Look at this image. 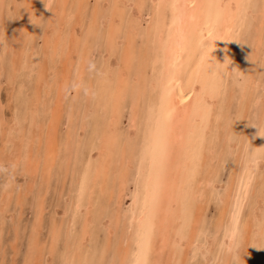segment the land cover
<instances>
[{
    "label": "rangeland",
    "instance_id": "1",
    "mask_svg": "<svg viewBox=\"0 0 264 264\" xmlns=\"http://www.w3.org/2000/svg\"><path fill=\"white\" fill-rule=\"evenodd\" d=\"M20 1H22V2H20ZM28 1L29 0H0V7L2 8V9L0 8V17H2L0 19V33L2 30L7 31L9 29L10 23H11V21L13 22V20L16 19L15 17H18V18L20 17L19 20L20 21L23 20L26 24L25 25L23 23L24 24V27H23L24 30H22V34H21V42H20L21 47H20V49L21 48L26 49L27 51L25 54H28V53L31 54V51H32V53L35 54L34 60L35 61H37V60L42 61L44 66H45L44 70H46L45 71L46 74H49V77L52 80H54L57 77V82H54V84H53L52 91H51L53 94L47 95L44 92H42L43 98H41V100H40L42 103L40 101H38L39 100L38 97L34 94V85H35L34 83H35V77L37 76V74L30 72L29 68H23L22 70L17 71L18 73L15 72V70L13 69V67L11 65V61H10L11 55L9 54V51L6 48L5 43H2L1 39H3V38H0V62L2 63V65H1L2 70L0 71V122H1V124H0V147L3 146V144L5 143V140L7 138L8 132H7L6 126H5L7 117H11L14 115L21 122V127H23V129L26 130V134H27V131L31 125L30 119L32 118V112H30V111H31V109L34 110L35 109L34 107L37 106V108H38L37 112L39 114L38 121H39V124L41 125V130H40L41 135H39L38 137H35V138H31L32 140L27 142V144L28 143L32 144V147H33L31 157H27L26 154L23 153L22 156L17 158L16 160L0 162V168L4 169L3 171H0V205H1L0 206V209H1L0 210V264H32L33 262H34V264L35 263L41 264V261L43 259H45V260H43L42 264H45V263H47V264L48 263L49 264H53V263L54 264H60V263L61 264H121V262H123V260L120 256L121 251L124 252V250L128 247L129 249L126 250L125 254L127 255V257H130L131 253L135 249V244H133V242H134L133 239H128L129 240L128 246L124 245V250H122L123 249L122 248L123 247V243H122L123 237L125 236L127 239L128 235H129L128 238H131V235L133 233H131L132 231H130V229H129V226L127 223L128 219L126 220L124 217H121L119 219L118 224H116L117 221L114 218L116 213H117L116 202L118 203V201H117L118 194L117 193L119 192L118 186L120 185L118 178H116L114 176V172H113V170L115 171V168H116L115 163L117 162V158H116V156H114V158H113V161L115 160V162H113L114 166L111 165V172L109 173L112 176L109 175V177H108V179L110 181V185L111 186L117 185V187H118L117 188L118 190H117V189H115L116 187L114 186L115 187L114 191H116V192H114L115 193V196H114L115 202H113L114 204L112 203L113 204L112 205L108 202V200L106 201V199H108V197H109L108 193H110L108 191H110L112 189V187H108L109 185H107L108 188H106V190L104 192H102L103 195L101 196V194H100V197H102V198L96 197V195H94L92 197L93 199L90 200L89 198H91V197L86 192L87 191L86 190L85 191V198L80 205V208H81V210H80V208L78 209V203L76 200V196H77L76 187H78L80 180L82 179V176H83L82 173L83 172H85V182L87 180H90V178L92 177L90 168H91V161L93 160L92 155H94V152H95L94 151L91 153L86 147L85 148L82 147L81 142H85L86 140L90 141V140L94 139V143H96L95 140H98L97 135L102 133V134H105V136H106V134H109L110 129H111L109 127L111 125H113L117 129V131H116V136H118L117 142L119 143V145L121 147V152L119 151L120 155L123 154L122 153L123 151H125L124 156L122 155L123 161H122V169L121 170L125 171V174H128V180H127L126 188H125L128 195L123 200V208H127L131 202V197H132L133 193L135 192L137 181H139L143 175V171L140 173H138V172L140 171L139 166H141L140 160L143 156L142 154H144L142 152H146L145 148L147 147V144H148L147 143V141H148L147 137L149 135L148 132L150 129V124H151V121L149 120V118L151 119V115H148V113H150L148 111H151V105H152L151 102L153 100V94L151 93L152 96L149 95L150 91H152L151 82H149V81L151 80L150 77L153 74V68H150V66L152 64H153L152 65L153 67L155 66V64H154L155 58L154 57L157 55V51L154 48L155 46H154V44L152 45V43L155 41V36H156L155 27H156V22L159 18V15H158L159 12L156 8V4H155L154 0L153 1L152 0H143V1L142 0H80L81 2H79L78 0H66V1H68V5L65 7H63L64 5L62 4L63 0H59L60 2L58 0H57L58 2L56 0H46V1L45 0H30L31 2H28ZM91 2L93 3L94 7H92ZM128 2H131L132 5ZM259 2H260V0H254V1L253 0H251V1L245 0L244 1V4H243L244 8L242 10H244L246 8L247 11L245 9L244 11L241 12V20L239 22V27H238V31H239L238 43H237V47L235 49V52L231 57V60L233 61L232 66H234V67L226 66V68H225V70H227V71H225V73L223 74V78H225V76H226V78H225L226 80L225 79L223 80L222 93L218 97L219 100L217 99V103H219V104L217 105V103H216L214 105L215 108L213 107L214 112H213V116H212V123L210 125V132L206 135V139H205V152H207V154H206L207 157H205L204 159L202 158L201 161L199 160L201 163H199V166L197 169L198 172L196 173L195 178L193 180L190 177L189 178L187 177L188 178L187 181H185V182L182 181V187H183V190H185L183 192V195L185 194L183 196V198L185 200L182 199L180 205H183V206H182V208L179 207V209H182L181 211H182V213H184V215H182L179 218V220L176 219L175 221H176V226H178V227L180 226L179 228H181V232L185 233V235L189 236V238L191 239L190 240L191 243L187 244L186 245L187 247L185 245L181 246V247H180V245L173 246L170 242L169 243L167 242V244H165L163 242V240H161V238H160L161 241L159 240V238H157L158 241H156V242H158V243H156L157 244L156 246L154 245V247L156 249L154 248L155 250L153 249L154 251L151 252V254H150V259H151V260L149 259L150 264H185V263L186 264H228V262H229V264H264V226H263V224H264V179H262V178H264V161L261 162L262 164L260 165V168L257 167L259 172L257 171V169L255 170V173H256L255 176H257V177H254L255 178L254 183L251 186V188L249 189L248 193L244 196H243V194L241 195V193H243L244 192L243 190L245 189L244 186H245V182H246L245 177H247L246 174L248 175V173H249L248 172V166H247L249 161H247V160H249L252 157V155L255 154V152H256L255 150H257L259 147L261 148V152H260V148L258 149L259 155L264 160V94H263L264 91L262 90V89H264V86H263L264 81H262V80H264V69H263L264 68V54H263L264 53V33H263L264 32L263 31L264 30V7L262 8V6H264V0H262L260 2V4H259ZM262 2H263V5H262ZM29 3H33L35 5L33 6L32 9L30 8L29 11L31 14L28 15V13H27V17H26V16H23V14H26L27 11H25V13H23L25 9H21V8H23V5H24V8H26L25 7V6H27L26 4H29ZM46 3H48V6L50 8L52 6L53 7L51 9L46 8V6H45ZM149 3L154 5V6L150 5ZM135 4L137 5V7ZM251 4H252V6H251ZM29 5H31V4H29ZM43 5H44V7H43ZM142 5H143V7H142ZM260 5H262V6H260ZM124 7H125V9H124ZM133 7L137 8L139 12L137 11V9H135ZM39 8H41L40 9L41 11L39 10ZM126 8L129 9L128 12H127ZM130 8L133 9L131 11L132 12L134 11L135 12V13L133 12L134 14H130ZM152 9H154V11ZM53 10H55V11H53ZM156 11L158 12V14ZM13 12H14V14H12ZM116 12H118V14H116ZM137 12L142 13V14L139 15ZM251 12H252V14H251ZM253 13H254V15H253ZM259 13H260V16H259ZM63 14H65L66 16ZM137 14H138V16H137ZM150 14H153V15L150 16ZM154 14H156V16H154ZM96 16H97V18H96ZM48 17H49V19H48ZM107 17H108V19H107ZM119 17H122V18L120 19ZM152 17H153V19H152ZM26 18H31V19H28V21H30V23L26 20ZM57 18H59V20ZM132 18H133L134 22L131 21ZM256 18L257 19L259 18L258 19L259 22L256 20ZM62 19H64V20H62ZM85 19H87V20H85ZM102 19L105 21H102ZM247 19H250V20L248 21ZM37 20L40 22H37ZM150 20L152 21V23ZM31 21H33V22H31ZM52 21L54 23H52ZM68 21H71V22H68ZM109 21H110L111 26L109 24ZM119 21H121V22H119ZM41 22H43V23H41ZM244 22H245V24H244ZM249 22H250V24H249ZM38 23L39 24L41 23V24L39 25ZM95 23H96V25H95ZM116 23H117V27L115 25ZM147 23H149L150 28L148 27ZM251 23H252V26H251ZM34 24H36V25H34ZM61 24H63L64 29L68 28L65 30V31H67V34L71 33L73 31V33H75V35L78 33V36H79L78 38H80V36L87 37V38L89 37L88 38V48L89 49H86L83 51H81V50L78 51V49H79V47H80V49H83L82 46H83L84 42H82V40L79 41V39L78 40L76 39L77 42L74 41V44H73L74 46L72 48H70V52L67 55L68 58L65 59L66 60L65 64L60 63L57 55L54 54V51L52 49H50V48L47 49V52L51 55H49L48 53H47V55H44L45 52H43L41 50L46 42H48L49 40L51 41L53 38L56 37V35L59 32V29L62 26ZM99 24H101V25H99ZM50 25H51V27H50ZM93 25L99 26L100 31L98 33H94ZM112 25L115 29H117V33H118L117 35L119 37L117 36L116 38L118 40L116 38H114V39L110 38L111 39L110 40L109 38H106V36H103V35H105L103 33V31L109 30L108 28L112 27ZM130 25H132V26H130ZM253 25H254V27H253ZM34 26H35V28H34ZM39 26H41V27L39 28ZM65 26H66V28H65ZM243 27H245V29H243ZM33 28H34V30H33ZM121 28H122V30L125 29L123 31L124 34L122 33ZM28 29L30 32L28 31ZM69 29H71V30H69ZM146 29H148V31ZM145 30H146V32H149V31L151 32V30H152V32L151 33L149 32L150 34L148 35L145 32ZM255 30H257V31H255ZM23 31H25V32H23ZM27 31L29 33H27ZM49 31H50V33H49ZM52 31L55 33H53ZM144 32L147 35H145ZM259 32L261 34H259ZM254 34H256V35H254ZM27 35H28V38H27ZM137 35H139V36H137ZM136 36H137V38H136ZM141 36H142V38L143 37L145 38V39L144 38L143 39H144V41L146 40L145 41L146 43L144 41H142L143 39H141ZM147 36H150V37L148 38ZM152 36L154 39L151 38ZM127 37H129V38H127ZM32 38H35V39H32ZM102 38L103 39L106 38L107 40L104 39L105 40L104 41ZM121 39H122V41H120ZM150 39L152 40L151 42H150ZM139 40H140V42H139ZM147 40L149 43H147ZM100 41H102V42H100ZM125 41L128 44L125 43ZM141 41L143 42V44H141ZM122 42H124V43H122ZM119 43H121V44H119ZM102 45H104L105 47ZM116 45H118V46H116ZM125 45H126V47H125ZM128 45H129V47H128ZM120 46L123 48H121ZM138 46L140 48L142 46H143L142 48H144V49L146 48L145 50L141 48L145 54H143L142 50H140ZM247 46H248V48H247ZM33 47L35 49H33ZM124 47L129 51L128 56L124 55V51H126V49H124ZM245 47L247 49L244 50ZM152 48L156 52L153 51ZM255 48H256V53H255ZM108 49L111 51L108 54V57H104L107 55ZM118 49H119V51H118ZM37 50H39V51H37ZM68 51H69V49H68ZM133 51L135 54H133ZM147 51H149L148 56H146ZM151 51H153V52H151ZM126 52H125V54H126ZM247 52H248V54H247ZM241 53H243V56L241 55ZM53 54L55 55V57ZM120 54H122L121 57H120ZM135 55H137V56H135ZM139 55H140V57H139ZM153 55H154V57H153ZM102 56H103V58H101ZM125 56H127L131 61H129V59L127 60V57H125ZM141 56H143V57H141ZM43 57L45 59L46 58L47 59L44 60ZM73 57L74 58L76 57V58L73 59ZM112 57L116 58V59H114L115 62L113 61ZM148 57L150 58L149 59L150 62L146 61V60H148ZM257 57H259L258 60H257ZM105 58H107V60ZM133 58H135V59L137 58L136 59L137 61L135 60L136 63L134 62ZM142 58H144V59H142ZM239 58H242L243 60L239 59ZM141 59L143 60V63H141ZM152 60H153V62H152ZM89 61L95 62L96 68L94 70H90L88 72ZM108 61H111L112 63H110ZM126 61L128 62V64L126 63L127 65H125ZM116 62H118L119 65ZM121 62H124V63L122 64ZM131 62H132V64H131ZM147 62L150 63V65ZM151 62H152V64H151ZM262 62H263V64L261 65ZM129 63H130V65H129ZM140 63L142 66L140 65ZM133 64H134V66H133ZM144 64H145L146 68H145ZM255 65H257V67ZM258 65H260V66L258 67ZM116 66H119V67H116ZM139 66H140V68L142 67V69H140ZM255 67H256V69H254ZM53 68H56V70ZM83 68H85V69H83ZM103 68H106V70H107V71L105 70L107 72V73L105 72L106 74L102 73ZM117 68H119L121 71H119V69H117ZM235 68L238 70H236ZM249 68H251L252 70L254 69V71L256 73L254 71L250 72L251 69H249ZM110 69H111V71H110ZM144 69H147L148 71H146ZM51 70H53V73ZM233 70H234V72H233ZM229 71H231V72H229ZM239 71H240V73H238ZM123 72L124 73L126 72L125 75L127 76L126 77L127 79L125 78V76H123L124 75V74H122ZM135 72H137V73H135ZM146 72H148L147 77H146ZM149 72H151V74H149ZM119 73H120L121 77L125 78V81H123V83H121L119 80V78H121L120 76H118ZM253 73H254V75H252ZM257 73H259V74H257ZM100 74H102L103 77ZM114 74L115 75L118 74V75L114 76ZM93 75H95V76H93ZM143 75H145V77ZM247 75H249V76H247ZM256 75H258L257 79H256ZM140 76L142 77V79ZM229 76H231V77H229ZM135 77H138V78H135ZM247 77H249V78H247ZM258 77H259V80H258ZM105 78L107 79V81ZM112 78H114V79H112ZM147 79H149V80H147ZM89 80L91 81L90 82L91 84L88 82ZM245 80H246V82H245ZM250 80L254 81V83ZM64 81L65 82L67 81L66 87L62 88L60 86L62 85V83ZM141 81H143V82H141ZM147 81L149 82V84H147L148 83ZM96 82L98 83V85L96 84ZM144 82L146 84H142ZM257 83H260V84H257ZM261 83H262V85H261ZM82 84H86L87 87L89 88V91H91V93L89 92L88 95H85L83 90L80 89L81 88L80 86ZM105 84L106 85L108 84V85L106 86ZM118 84H122L119 87L120 89L117 87ZM252 84L255 86H253ZM92 85H93V87H92ZM22 86H24V87H22ZM102 86H103L104 90L102 89ZM143 86H146L147 88L146 89L142 88ZM148 87H150L151 89L148 90L146 93L145 90H147ZM243 87L245 88V90ZM247 87H248V89H247ZM111 88H113V89H111ZM256 88H258V89L256 90ZM59 89H60V92H61V95L63 98H62V100L57 101L56 98L58 97L57 94L59 93ZM95 89H96V91H95ZM142 89L145 92V94L143 93L145 96L141 93ZM9 90L11 92L10 94H13V99L11 100V103H10L11 105L8 104V95H9L8 91ZM80 90H81V92H80ZM115 90H118L119 98H120L119 103H118V106L120 107V109H118V111H115V112H118L116 114L114 112L115 109L113 107L112 108L108 107V106L105 107V101H106L105 99L106 98L104 99L105 100L104 103L102 102L103 100L101 99V98H104V96L106 97L108 92L111 93V91H115ZM126 91L128 93H126ZM242 91H243V93H242L243 95H241ZM246 92H247V94H246ZM257 92H259V93H257ZM229 93H232V94H229ZM244 93L246 95H244ZM255 94L257 95V97H255L256 96ZM99 95H101V97H98ZM246 97H247V99H246ZM240 99H242V100H240ZM133 100L136 101L137 103L134 102ZM249 100H250L251 104L249 103ZM83 101H86V102L84 103ZM218 101H220V102H218ZM246 101L248 104L251 105V107H250V105H247V103H244ZM255 101H256V103H255ZM96 102L99 104L97 105ZM228 102H230V103H228ZM94 103H96V104H94ZM240 103L241 104L244 103L246 106L241 105ZM256 104H258V106ZM104 107H105V110H100V109H104ZM240 107L242 110L240 109ZM248 108L250 110L249 112H247ZM89 109L92 113L89 112ZM130 109H133V110L131 111ZM253 109L255 112H251V111H253ZM145 110H146V113H145ZM96 112H98L97 114H99V115H96L95 114ZM101 112H103V113H101ZM242 113L244 114V117L246 116L245 119H244ZM143 114H145V115L147 114V115L145 116ZM102 116H104V117H102ZM113 116L117 117V119H115V118L113 119L112 118ZM94 117H96V118H94ZM144 117H145V119H144ZM240 117H241V119H240ZM89 118H91V119L89 120ZM237 118H238V120H237ZM137 119H139V120H137ZM146 119H147V121H146ZM229 119H231V120H229ZM57 120H59V121H57ZM84 120L86 121V124H88V125H86V129H84L82 131L81 127H83V121ZM106 120H108V121H106ZM225 120L226 121L228 120L229 123L231 122V125H228L227 124L228 122H226ZM223 121H225L226 123H224ZM239 121L242 122L243 124L239 123ZM145 123H148V124L145 125ZM142 124L144 125V127ZM239 124H241V126ZM103 125H106V126H103ZM226 125H227V128H225ZM236 125L239 127L237 128ZM141 126L143 127V129H141L142 128ZM147 126H149V129L147 128ZM258 127L260 128V132H259ZM127 128H129V129H127ZM130 128L133 130V132L129 131V130H131ZM138 128H139V130H138ZM100 129H102V130H100ZM239 129L241 132L238 131ZM85 131H86V134L84 135L83 132L85 133ZM126 131L127 132L129 131V132L126 133ZM47 132L49 133V135ZM142 132L144 135L142 134ZM125 133H126V135H125ZM226 133H227V135H226ZM238 134H240V135L238 136ZM136 135H137V137H136ZM86 136L88 138H86ZM123 136H126V137H124L122 139ZM233 136H234V138H233ZM51 137H52V139H51ZM54 137H55V139H54ZM63 137H64V139H63ZM142 137H143V139H142ZM126 138H127V140H126ZM145 138L147 141H144ZM229 138H231V139L229 140ZM225 139H227V140H225ZM72 141H73V144H72ZM142 142H143V144H142ZM234 142H235V144H234ZM126 144H127V146H126ZM232 144L234 145V147H231ZM79 145L81 146V149L79 148ZM209 145H210V147H209ZM51 146H53V147H51ZM117 146H118V144H117ZM236 146H238V147H236ZM124 148H125V150H123ZM128 148H129V150H128ZM142 148L145 151H143ZM141 149H142V151H141ZM28 150H29V148H26V151H28ZM45 150H46V152H44ZM48 153H50V154H48ZM79 153L81 155H79ZM139 153L140 154L142 153V154L140 155ZM75 155H76V157H75ZM248 155H249V157H248ZM48 156H49V158H48ZM242 156H244V157H242ZM43 158H44V160H43ZM67 160L69 161V163ZM37 162H41L38 164H42V165L39 166L37 164ZM131 162H132V164H131ZM144 163L142 165L143 167L145 166ZM42 166H43V171H42ZM36 168H38V169H36ZM67 170H68V172H67ZM28 172H30L31 175ZM35 174H37V176ZM197 174L200 177H198ZM34 175H35V179H34ZM50 175H51V177H50ZM58 175H60V176H58ZM39 176H40V178H39ZM46 176H47V178H46ZM243 176H244V178H243ZM260 176H262V177H260ZM37 177H38V179H37ZM111 177H113L112 180H110ZM114 178H116L115 180L117 182L116 181L114 182V180H113ZM36 180H37V183H35ZM241 181H242V184H239V183H241ZM47 182L50 184H48ZM198 182H199V184H198ZM235 183H237V184H235ZM10 184H13V185L11 186ZM108 184H109V182H108ZM23 185H25V187ZM21 186H23V188ZM12 188H14V189L12 190ZM47 188L49 190H47ZM109 188H110V190H108ZM3 189H4V191H3ZM45 190H47L48 192L47 191L45 192ZM187 190H189V192L190 191L191 192L189 193ZM236 190H238V191H236ZM13 192H15V194L18 192L19 194L15 195ZM186 192H187V194H186ZM1 193H3L4 195ZM7 193H9V194H7ZM11 193H13L14 195ZM21 193L23 195H21ZM42 194H43V196H42ZM97 194H99V193H97ZM198 194H200V195H198ZM17 195H19V196H17ZM20 195L22 197H20ZM104 195H106V198L104 197ZM192 195H195V196L193 197ZM3 196H4V199L2 198ZM15 196H17V197H15ZM236 196L238 199L236 198ZM38 197H39V199H38ZM5 198L6 199L8 198V199L5 200ZM19 198H21V199H19ZM22 198H23V200H22ZM200 198H202V199L200 200ZM229 198L230 199L232 198V199L230 200ZM37 199H38V201H37ZM94 199H96V200L94 201ZM97 199H98V201H97ZM228 199H229V201H228ZM232 200H233V203L231 202ZM243 200H244V202H243ZM251 200L255 204V206L251 202ZM42 201H44V202L42 203ZM90 202H92V203H90ZM194 202L195 203L197 202L196 203L197 205ZM204 203H206V204H204ZM245 203H247V205L244 208ZM3 204H4V206H2ZM100 204H102V205H100ZM192 204L195 206H192ZM219 204H222V205H219ZM238 204L241 205V214L239 216L240 217L239 218V222H240L239 223V229H241L240 231L244 232L245 226H247L248 223H250L251 226L254 228L253 229L254 233L252 235V239H249L251 241V243L249 244L248 250L243 248L242 251H240V253L237 254V252H235V254H234V251H231V250H230V252L226 251V250H228L226 247V243H221V242L227 241V237H228L227 233L229 232L227 229L229 227H231V224L233 223L232 217L236 213L235 212L236 208H238L235 205H238ZM103 205L108 207V208H105ZM189 205L192 207H190ZM98 206H100V207H98ZM92 207H94V208H92ZM40 208H42V209H40ZM109 208H110V210H109ZM194 208H196V209L193 210ZM232 208H234L235 210L232 211ZM82 209H83V211H82ZM84 209H85V211H84ZM185 210H186V212H185ZM229 212H230V214H229ZM262 212H263V214H262ZM192 213L194 215H192ZM88 214L92 215V221H91L92 223L91 222L89 223L88 228L90 227L89 229L93 230V233L94 232L95 233L94 234L92 233L93 235H92L91 241L89 243H88V241H86L88 243V246H86L87 245L86 242H85L86 243L85 244V243H83V241H81V243H79L77 241H78L79 237L82 235V232H83L82 226L85 223L86 216ZM188 214H190V215H188ZM250 214H251V216H250ZM252 214H254V215H252ZM256 214L259 218H257ZM109 215L112 218H114L113 221H114L115 225L113 223V227L114 228L116 227L117 229L118 228L121 229L120 231L116 230L117 232H115L114 235H112L111 240H110V235H108L109 232L106 229V225H105V221L109 217ZM222 215H223V217H222ZM253 216H256L257 220ZM183 218H184V220L186 218V220L184 221ZM247 218H248V220H247ZM75 219H77V221H75ZM245 219H246V222H248V223H246L244 221L245 225H243L242 222ZM64 220L65 221L67 220L68 222L67 221L65 222ZM200 220H201V222H200ZM219 220H221V221H219ZM78 221H79V223H78ZM64 222H65V224H64ZM75 222H76V224H75ZM179 222H181V223H179ZM74 224H75V227H74ZM101 224L104 226H101ZM123 224H125L124 227L121 226ZM197 224H198V227H197ZM223 224H224V226H222ZM54 225H56V226L54 227ZM60 225H62V226H60ZM242 225L244 226L243 228L241 227ZM221 226H222V228H221ZM36 228H38V229L36 230ZM95 228H97V229L95 230ZM124 228H126V229H124ZM122 229H124V230H122ZM225 229L227 231H225ZM126 230H128V231H126ZM35 231H36V233H35ZM58 231H60L61 233ZM67 231H68V233H67ZM72 231H74V232H72ZM77 231H78V233H77ZM70 232H71V234H70ZM34 234H36V235H34ZM51 234L54 235L60 241L58 240V242H55L56 239ZM66 234H68V235L70 234V235L68 236ZM123 234H124V236H123ZM223 234H225V235H223ZM56 235H58V236L62 235L63 237L61 236V239H60ZM75 235H77V237H75ZM78 235H80V236H78ZM83 235H84V233H83ZM107 235H108L109 239L107 238ZM117 235H118V237H117ZM216 235H217V238H216ZM51 236L53 238V241L55 240L54 242L52 241ZM66 236H68V237L66 238ZM241 236L243 237L242 234H241ZM241 236H240V238H241ZM37 237H38V240H37ZM211 237H213V238H211ZM63 238L65 240L66 239L68 240L70 238L69 240H70V242L71 241L72 242L70 243L67 240L65 241ZM114 239H115V241H114ZM30 241H32V242H30ZM38 241H40L39 242L40 246L44 243V245L46 244L45 245L46 247L44 245H42L41 249H39L40 247H39ZM94 241H95L96 245H94L95 244ZM49 242L51 244H49ZM64 242H66L67 244ZM109 242H110V244L108 245ZM31 243H33V244H31ZM90 243H93V244H90ZM104 243H105V245H104ZM161 243H163V245ZM35 244H37L38 246ZM63 244L64 245L66 244L67 246L69 245V247H67L65 245V247L61 248V246H64ZM70 244H71V246H70ZM220 244H221V246H220ZM30 245L31 246L33 245V246L31 247ZM53 245H55V246H53ZM189 245H190V247H189ZM209 245L211 246V248L209 247ZM43 246L45 247V250L43 248L45 255L42 251ZM72 246H73V248H72ZM79 246H80V248H79ZM30 247L32 249H34L35 247H38V249L35 248L34 250H32L36 254L30 250ZM51 248H52V250L54 249L56 252H53L54 250L52 251ZM60 248H61V251H60ZM66 248L68 251L66 250ZM70 248H72V249H70ZM116 248H118V249H116ZM173 248H174V252L172 251ZM48 249H49V251H47ZM78 249H80V250H78ZM162 249H164V251ZM208 249L211 250L210 251V256H211L210 259L211 260H209V261H208V258L206 259V255H205L206 254L205 251H208V254H209ZM38 250H39V252H38ZM85 250H86V253H85ZM46 251H47V253L51 252L50 254H47L48 255L47 257H46ZM71 251H73V252H71ZM169 251H170V253L172 252L171 253L172 255H170ZM158 252H159V254H158ZM41 253H43V254H41ZM62 253L64 256L62 255ZM65 253H67V254H65ZM88 253H90V255ZM154 253H156V254L154 255ZM185 254H187V256ZM188 254H189V256H188ZM34 255H35V258H34ZM67 255H70V257H68ZM82 255H83V257H82ZM92 255H93V257H92ZM184 255H185V257H184ZM228 255H230V256L228 257ZM40 256H42V257H40ZM96 256H97V258H96ZM182 256H183L184 260H182L183 259ZM38 257H39V260H41L40 263H39V260L37 259ZM47 258H49V259H47ZM51 258H54V259H51ZM71 258L75 261V263L74 262L72 263L73 260ZM70 259H71V261L69 262ZM92 259H93V261H92ZM29 261H30V263H27ZM48 261H50L51 263ZM206 261H208V262H206Z\"/></svg>",
    "mask_w": 264,
    "mask_h": 264
},
{
    "label": "bare ground",
    "instance_id": "2",
    "mask_svg": "<svg viewBox=\"0 0 264 264\" xmlns=\"http://www.w3.org/2000/svg\"><path fill=\"white\" fill-rule=\"evenodd\" d=\"M46 1V0H45ZM57 1V0H56ZM59 1V0H58ZM57 1V2H58ZM79 2H81L80 0H78ZM143 1V0H142ZM153 1V0H152ZM244 1L245 0H154L155 4H156V8L159 12H157V14L159 15V18L156 22V27H155V32H156V36H155V41L152 43V45L154 44V48L156 49L157 51V55L154 57V64L155 66L153 67L152 65V62H151V66L150 68H153V74L152 76L150 77L151 80L149 82H151V87H152V91H150V94L152 96L153 94V100H152V105H151V111H148L150 113H148V115H151V119L149 118V120L151 121V124H150V129H149V126H147V128L149 129V135H148V141L146 140V138L144 139V141H147V147L145 148L146 152H142L144 154H142V158L140 160V164L141 166H139V172H142L143 171V175L141 177V179L139 181H137V184H136V189H135V192L133 193L132 197H131V202L129 204V206L127 208H123V200L126 198V196L128 195L125 188H126V183H127V180H128V174H125V171H122V161H123V158H122V155L124 156V152L123 151L120 155L119 151L121 152V147L119 145V143L117 142V137L116 136V131L117 129L111 125L109 128L110 129V133L109 134H99L97 135V139L98 140H95L96 143H94V139L93 140H86L85 142H81V146L82 147H86L91 153L94 152V155L93 156V160L91 161V174H92V177L90 178V180H87L85 182V172H83V176H82V179L80 180V183L78 185V187H76V190H77V196H76V200H77V203H78V209L80 208V205L81 203L83 202L84 198H85V191L89 194V196L91 198H89L90 200L93 199L92 197L94 195H96V197H100V194L101 196L103 195L102 192H104L106 190V188L108 187H112V189L110 190V188L108 190V199H106V201L108 200V202L110 204H112L113 202H115V193L116 191H114L115 189H117L118 187V198H117V201L118 203L116 202V209H117V213L115 215V220L117 221L116 224H118L119 222V219L121 217H124L126 220L128 219V226H129V229L130 231H132L131 233H133L131 235V238H128L126 239V237L124 236L123 234V249L124 250V245L128 246V242L129 240L128 239H133L134 242L133 244H135V249L134 251L131 253V256L130 257H127V255L125 254L126 250L129 249L128 247L124 250V252L121 251V258L123 260V262H121V264H150L149 261L151 260L150 259V254L151 252H153L156 248L154 247V245L156 246L158 242L157 238H161V240H163V242L165 244H167V242L171 243L173 246H178L180 245L181 246H186L187 244H190V238L189 236L185 235V233H182L181 232V228H179L178 226H176V219L179 220V218L184 215V213H182V209H179L182 208L183 205H180L181 204V201L182 199L185 200L183 198V192L185 190H183V187H182V181H187V179L190 177L192 180L195 178V175L196 173L198 172L197 169H198V166H199V163H201L200 161L202 160V158L204 159L205 157H207V152H205V139H206V135L210 132V125L212 123V116H213V112H214V105L217 103V99L219 100V95H221L222 93V88H223V80L226 78V74L224 75L225 78H223V74L225 73V68L226 66L228 67H231L232 66V60H231V57L232 55L234 54L235 52V49L237 47V43H238V27H239V22L241 20V12L244 11L242 10L244 8L243 4H244ZM251 1V0H250ZM254 1V0H253ZM262 0H260L261 2ZM22 2V1H20ZM19 2V3H20ZM28 2H31L30 0ZM27 2V3H28ZM51 2V1H50ZM60 2V1H59ZM147 2V1H146ZM248 2V1H247ZM259 2V4H260ZM52 3V2H51ZM92 3V2H91ZM132 5L131 2H128ZM139 3V2H138ZM246 3V2H245ZM254 3V2H253ZM256 3V2H255ZM24 4V3H23ZM31 4V5H29ZM29 4H26L27 6H25L26 8H24V5H23V8L21 9H25L23 13L26 12V14H23V16H26L27 17V13L28 15H30V8L32 9L33 6L35 4L33 3H29ZM48 4V3H47ZM54 4V3H53ZM62 4L64 5L63 7L67 6L68 5V1L66 0H63ZM119 4V3H118ZM150 4V3H149ZM258 4V5H259ZM55 5V4H54ZM136 5V4H135ZM152 5V4H150ZM262 5H263V2H262ZM260 5V6H262ZM22 6V5H21ZM46 6V5H45ZM57 6V5H56ZM154 6V5H152ZM252 6V4H251ZM250 6V7H251ZM257 6V5H256ZM17 7V6H16ZM19 7V6H18ZM41 7V6H40ZM44 7V5H43ZM53 7V6H52ZM51 7V8H52ZM92 7L93 6V3H92ZM137 7V5H136ZM143 7V5H142ZM249 7V8H250ZM259 7V6H258ZM264 6H262L263 8ZM1 8V7H0ZM42 8V7H41ZM39 8V10L41 9ZM47 8V7H46ZM135 8V7H133ZM139 8V7H138ZM256 8V7H255ZM260 8V7H259ZM2 9V8H1ZM54 9V8H53ZM125 9V7H124ZM127 9V8H126ZM137 9V8H135ZM18 10V9H17ZM16 10V11H17ZM37 10V9H36ZM44 10V9H43ZM47 10V9H46ZM50 10V9H49ZM130 8V14H134ZM140 10V9H139ZM154 11V9H152ZM156 10V9H155ZM10 11V10H9ZM19 11V10H18ZM21 11V10H20ZM23 11V10H22ZM41 11V10H40ZM55 11V10H53ZM81 11V10H80ZM121 11V10H120ZM129 11V9H127V12ZM138 11V9H137ZM142 11V10H141ZM247 11V9H246ZM250 11V10H249ZM257 11V10H256ZM262 11V10H261ZM52 12V11H51ZM50 12V13H51ZM59 12V11H58ZM96 12V11H95ZM132 12V13H131ZM139 12V11H138ZM137 12V13H138ZM263 12V11H262ZM18 13V12H17ZM39 13V12H38ZM37 13V14H38ZM83 13V12H82ZM86 13V12H85ZM84 13V14H85ZM124 13V12H123ZM14 14V12L12 13ZM19 14V13H18ZM36 14V15H37ZM52 14V13H51ZM59 14V13H58ZM66 14V13H65ZM63 14V15H65ZM105 14V13H104ZM116 14H118V12H116ZM122 14V13H121ZM126 14V13H125ZM139 15L142 14V13H138ZM137 14V16H138ZM248 14V13H247ZM252 14V12H251ZM49 15V14H48ZM82 15V14H81ZM97 15V14H96ZM120 15V14H119ZM129 15V14H128ZM153 15V14H150V16ZM249 15V14H248ZM254 15V13H253ZM34 16V15H33ZM59 16V15H58ZM57 16V17H58ZM66 16V15H65ZM83 16V15H82ZM98 16V15H97ZM96 16V18H97ZM103 16V15H102ZM134 16V15H133ZM154 16H156V14H154ZM247 16V15H246ZM256 16V15H255ZM259 16H260V13H259ZM22 17V16H21ZM53 17V16H52ZM51 17V18H52ZM125 17V16H124ZM130 17V16H129ZM258 17V16H257ZM2 17H0L1 19ZM11 18V17H10ZM16 19L13 20V22L11 21L10 23V27L7 31H1L0 33V38H3L1 39L2 40V43H5V46L7 48V50L9 51V54L11 55V65L13 67V69L15 70V72L17 71H20L22 70L23 68H29L30 69V72L32 73H36L37 76L35 77V85H34V94L38 97V101L41 100V98H43V95H42V92H44L45 94L47 95H50V94H53L51 91H52V87H53V84L54 82H57V77L52 80L50 77H49V74H46V70H44V64L42 61L40 60H37L35 61L34 60V57H35V54L32 53L31 51V54L28 53V54H25L26 53V49H23L20 45V42H21V34H22V30H24V24L25 22L22 20L20 21L18 17H15ZM64 18V17H63ZM69 18V17H68ZM113 18V17H112ZM120 19L122 17H119ZM128 18V17H127ZM126 18V19H127ZM150 18V17H149ZM28 19H31V18H26V20L28 21ZM42 19V18H41ZM49 19V17H48ZM55 19V18H54ZM59 20V18H57ZM95 19V18H94ZM108 19V17H107ZM136 19V18H135ZM153 19V17H152ZM253 19V18H252ZM259 19V18H258ZM258 19L256 18V20L258 21ZM52 20V19H51ZM64 20V19H62ZM87 20V19H85ZM246 20V19H245ZM248 21L250 19H247ZM255 20V19H254ZM46 21V20H45ZM61 21V20H60ZM95 21V20H94ZM102 21H105L102 19ZM113 21V20H112ZM115 21V20H114ZM131 21H133V18L131 19ZM139 21V20H138ZM151 21V20H150ZM155 21V20H154ZM263 21V20H262ZM261 21V22H262ZM30 23V21H28ZM33 22V21H31ZM37 22H40L37 20ZM58 22V21H57ZM56 22V23H57ZM68 22H71V21H68ZM118 22V21H117ZM121 22V21H119ZM134 22V21H133ZM149 22V21H148ZM259 22V21H258ZM24 23V24H23ZM28 23V24H29ZM35 23V22H34ZM43 23V22H41ZM40 23V24H41ZM52 23H54L52 21ZM61 23V22H60ZM59 23V24H60ZM112 23V22H111ZM114 23V22H113ZM152 23V21H151ZM263 23V22H262ZM39 24V23H38ZM39 24V25H40ZM66 24V23H65ZM64 24V25H65ZM69 24V23H68ZM109 24H110V21H109ZM108 24V25H109ZM140 24V23H139ZM142 24V23H141ZM148 24V27H149V23ZM245 24V22H244ZM250 24V22H249ZM26 25V24H25ZM36 25V24H34ZM61 28L59 29V32L58 34L56 35L55 38H53L51 41L49 40L48 42H44V46L42 47V51L45 52L44 55H47V49H52L54 51V54L57 55L59 61L61 64H65V59L68 58L67 55L68 53L70 52V48H72L74 45V41H76V39L79 41L82 40V42H84L82 48L83 49H78L83 51V50H86V49H89L88 48V38L87 37H83V36H80V38H78V33L75 35V33H73V31L71 33H68L67 34V31H65L66 29V26L64 29L63 27V24H61ZM71 25V24H70ZM77 25V24H76ZM96 25V23H95ZM101 25V24H99ZM107 25V26H108ZM116 27H117V23L115 24ZM114 25V26H115ZM121 25V24H120ZM128 25V24H127ZM261 25V24H260ZM30 26V25H29ZM42 26V25H41ZM39 26V28L41 27ZM111 26V24H110ZM123 26V25H122ZM126 26V25H125ZM132 26V25H130ZM152 26V25H151ZM245 26V25H244ZM251 26H252V23H251ZM51 27V25H50ZM254 27V25H253ZM258 27V26H257ZM35 28V26H34ZM33 28V30H34ZM38 28V27H37ZM38 28V29H39ZM49 28V27H48ZM55 28V27H54ZM57 28V27H56ZM71 28V27H70ZM75 28V27H74ZM103 28V27H102ZM107 28V27H106ZM123 28V27H122ZM121 28V30H122ZM135 28V27H134ZM150 28V27H149ZM148 28V29H149ZM153 28V27H152ZM27 29V28H26ZM30 29V28H29ZM28 29V31H29ZM47 29V28H46ZM93 31L94 33H98L100 30H99V26H94L93 25ZM101 29V28H100ZM105 29V28H104ZM109 30H104L103 33L105 35L103 36H106V38H111V39H114L116 38L118 35L117 33V29H115L112 25V27L108 28ZM148 29H146L148 31ZM243 29H245V27H243ZM253 29V28H252ZM255 29V28H254ZM31 30V29H30ZM32 30V31H33ZM71 30V29H69ZM73 30V29H72ZM76 30V29H75ZM120 30V31H121ZM125 29L122 30V33ZM130 30V29H129ZM145 30V32H146ZM154 30V29H153ZM249 30V29H248ZM258 30V29H257ZM255 30V31H257ZM26 31V30H25ZM23 31V32H25ZM27 31V33H29ZM264 31V30H263ZM53 32V31H52ZM140 32V31H139ZM144 32V33H145ZM150 32V31H149ZM149 32H146L148 35L152 32L149 33ZM244 32V31H243ZM39 33V32H38ZM50 33V31H49ZM55 33V32H53ZM121 33V32H120ZM145 33V35H147ZM264 33V32H263ZM44 34V33H43ZM124 34V33H123ZM122 34V35H123ZM133 34V33H132ZM259 34H261L259 32ZM34 35V34H33ZM142 35V34H141ZM144 35V34H143ZM144 35V36H145ZM244 35V34H243ZM250 35V34H249ZM252 35V34H251ZM256 35V34H254ZM128 36V35H127ZM139 36V35H137ZM136 36V38H137ZM37 37V36H36ZM82 37V38H81ZM119 37V36H118ZM130 37V36H129ZM127 37V38H129ZM135 37V36H134ZM148 38L150 36H147ZM27 38H28V35H27ZM104 38V39H106ZM121 38V37H120ZM139 38V37H138ZM144 38V37H143ZM142 36H141V39H143ZM153 38V36L151 37ZM32 39H35V38H32ZM103 39V38H102ZM103 39V40H104ZM108 39V40H109ZM110 39V40H111ZM117 39V38H116ZM145 39V38H144ZM144 39L142 41H144ZM154 39V38H153ZM256 39V38H255ZM107 40V39H106ZM109 40V41H110ZM118 40V39H117ZM116 40V41H117ZM127 40V39H126ZM129 40V39H128ZM138 40V39H137ZM149 40V39H148ZM147 40V43H149ZM244 40V39H243ZM105 41V40H104ZM122 41V39L120 40ZM133 41V40H132ZM141 41V44H143V42ZM146 41V40H145ZM144 41V42H145ZM152 40L150 39V42ZM39 42V41H38ZM41 42V41H40ZM77 42V41H76ZM92 42V41H91ZM102 42V41H100ZM115 42V41H114ZM118 42V41H117ZM136 42V41H135ZM140 42V40H139ZM109 43V42H108ZM124 43V42H122ZM125 43H127L125 41ZM146 43V42H145ZM104 44V43H103ZM117 44V43H116ZM121 44V43H119ZM128 44V43H127ZM126 44V45H127ZM106 45V44H105ZM125 45V47H126ZM140 45V44H139ZM248 45V44H247ZM28 46V45H27ZM104 46V45H102ZM118 46V45H116ZM123 46V45H122ZM151 46V45H150ZM105 47V46H104ZM109 47V46H108ZM121 47V46H120ZM124 47V49H126ZM129 47V45H128ZM127 47V48H128ZM139 47V46H138ZM137 47V48H138ZM143 47V46H142ZM141 47V48H142ZM145 47V46H144ZM251 47V46H250ZM253 47V46H252ZM263 47V46H262ZM261 47V48H262ZM114 48V47H113ZM123 48V47H121ZM139 47L140 50L144 49L142 48L141 49ZM149 48V47H148ZM151 48V47H150ZM242 48V47H241ZM248 48V46H247ZM246 47L244 48L247 49ZM33 49H35L33 47ZM39 49V48H38ZM69 49V51H68ZM100 49V48H99ZM111 49V48H110ZM117 49V48H116ZM115 49V50H116ZM135 49V48H134ZM146 49V48H145ZM144 49V50H145ZM153 49V48H152ZM102 50V49H101ZM138 50V49H137ZM150 50V49H149ZM258 50V49H257ZM39 51V50H37ZM111 50H107V55L104 56V57H108V54L110 53ZM117 51V50H116ZM119 51V49H118ZM124 51V50H123ZM127 51V52H126ZM126 51H124V55H127L128 56V50L126 49ZM136 51V50H135ZM153 51H155L153 49ZM151 51V52H153ZM155 51V52H156ZM260 51V50H259ZM126 52V54H125ZM138 52V51H137ZM143 52V50H142ZM242 52V51H241ZM261 52V51H260ZM148 53L149 51H147V54L146 56H148ZM255 53H256V48H255ZM49 54V53H48ZM53 54V55H54ZM112 54V53H111ZM133 54L134 51H133ZM137 54V53H136ZM142 54V53H141ZM143 54H145L143 52ZM248 54V52H247ZM250 54V53H249ZM264 54V53H263ZM51 55V54H49ZM54 55V57H55ZM104 55V54H103ZM122 54H120V57H121ZM131 55V54H130ZM152 55V54H151ZM150 55V56H151ZM239 55V54H238ZM241 55L243 56V53H241ZM75 56V55H74ZM118 56V55H117ZM125 56V57H127ZM134 56V55H133ZM137 56V55H135ZM240 56V55H239ZM251 56V55H250ZM45 57V56H44ZM43 57V58H44ZM130 57V56H129ZM140 57V55H139ZM143 57V56H141ZM234 57V56H233ZM255 57V56H254ZM260 57V56H259ZM257 57V60L258 58ZM49 58V57H48ZM76 58V57H75ZM73 57V59H75ZM103 58V56L101 57ZM113 58V61L114 57ZM111 58V59H112ZM243 58V57H242ZM242 58H239V59H242ZM47 59V58H46ZM44 58V60H46ZM51 59V58H50ZM107 60V58H105ZM104 59V60H105ZM129 58L127 57V60ZM137 59V58H136ZM135 58H133L134 62L136 60ZM144 59V58H142ZM141 59V63H143V60ZM149 57H148V60L146 61H149ZM153 59V58H152ZM247 59V58H246ZM250 59V58H249ZM140 60V59H139ZM243 60V59H242ZM256 60V61H257ZM112 61V60H111ZM111 61H108L110 63H112ZM129 61H131L129 59ZM137 61V60H136ZM145 61V62H146ZM241 61V60H240ZM246 61V60H245ZM252 61V60H251ZM58 62V61H57ZM115 62V61H114ZM133 62V63H134ZM150 62V61H149ZM253 62V61H252ZM118 64V62H116ZM122 64L124 62H121ZM128 62L126 61L125 62V65H127ZM136 63V62H135ZM138 63V62H137ZM140 63V65H141ZM148 63V62H147ZM254 63V62H253ZM132 64V62H131ZM139 64V63H138ZM150 65V63H148ZM235 64V63H234ZM263 64V62L261 63V65ZM1 65L2 63L0 62V71L2 70L1 69ZM89 65V64H88ZM110 65V64H109ZM113 65V64H112ZM115 65V64H114ZM119 65V64H118ZM130 65V63H129ZM136 65V64H135ZM236 65V64H235ZM253 65V64H252ZM134 66V64H133ZM142 66V65H141ZM145 66V64H144ZM148 66V65H147ZM257 67V65H255ZM260 65H258L259 67ZM100 67V66H99ZM104 67V66H103ZM111 67V66H110ZM116 67H119V66H116ZM234 67V66H232ZM237 67V66H236ZM241 67V66H240ZM248 67V66H247ZM256 67L254 69H256ZM3 68V67H2ZM129 68V67H128ZM140 68V66H139ZM146 68V66H145ZM148 68V67H147ZM239 68V67H238ZM56 70V68H53ZM81 69V68H80ZM79 69V70H80ZM85 69V68H83ZM109 69V68H108ZM119 69V68H117ZM142 69V67L140 68ZM228 69V68H227ZM231 69V68H230ZM234 69V68H233ZM236 69V68H235ZM251 69V68H249ZM254 69L250 72H253ZM259 69V68H258ZM264 69V68H263ZM106 68H103L102 69V73L104 74L106 71ZM146 71H148L147 69H144ZM150 70V69H149ZM152 70V69H151ZM238 70V69H236ZM242 70V69H241ZM52 73H53V70H51ZM90 71V69H88V72ZM111 71V69H110ZM118 71V70H117ZM119 71H121L119 69ZM118 71V72H119ZM140 71V70H139ZM27 72V71H26ZM87 72V71H86ZM87 72V73H88ZM94 72V71H93ZM231 72V71H229ZM234 72V70H233ZM247 72V71H246ZM249 72V71H248ZM255 72V71H254ZM258 72V71H257ZM18 73V72H17ZM25 73V72H24ZM31 73V74H32ZM101 73V72H100ZM107 73V72H106ZM105 73V74H106ZM137 73V72H135ZM240 73V71L238 72ZM256 73V72H255ZM28 74V73H27ZM85 74V73H84ZM83 74V75H84ZM124 74L123 76H125V78L127 77L125 74L126 72L122 73ZM147 74L148 72H146V77H147ZM149 74H151V72H149ZM235 74V73H234ZM233 74V75H234ZM259 74V73H257ZM261 74V73H260ZM25 75V74H24ZM102 76V74H100ZM111 75V74H110ZM118 75V74H116ZM114 74V76H116ZM243 75V74H242ZM254 75V73L252 74ZM31 76V75H30ZM86 76V75H85ZM95 76V75H93ZM120 76V73L119 75ZM145 77V75H143ZM149 76V75H148ZM244 76V75H243ZM249 76V75H247ZM257 76L256 75V79H257ZM24 77V76H23ZM32 77V76H31ZM82 77V76H81ZM103 77V76H102ZM121 77V76H120ZM139 77V76H138ZM138 77H135V78H138ZM141 77V76H140ZM143 77V78H144ZM231 77V76H229ZM83 78V77H82ZM85 78V77H84ZM125 78L124 77H121L119 78L120 82L123 83V81H125ZM249 78V77H247ZM14 79V78H13ZM86 79V78H85ZM103 79V78H102ZM106 79V78H105ZM109 79V78H108ZM114 79V78H112ZM127 79V78H126ZM134 79V78H133ZM142 79V77H141ZM145 79V78H144ZM245 79V78H244ZM65 80V79H64ZM100 80V79H99ZM136 80V79H135ZM138 80V79H137ZM146 80V79H145ZM149 80V79H147ZM226 80V79H225ZM247 80V79H246ZM245 80V82H246ZM253 80V79H252ZM250 80V81H252ZM258 80H259V77H258ZM257 80V81H258ZM27 81V80H26ZM101 81V80H100ZM107 81V79H106ZM117 81V80H116ZM134 81V80H133ZM264 81V80H262ZM67 82V81H66ZM66 82L64 81L62 83V85L60 87L62 88H65L66 87ZM84 82V81H83ZM86 82V81H85ZM89 83L91 82L90 80L88 81ZM143 82V81H141ZM148 82V81H147ZM149 82L147 84H149ZM254 83V81H252ZM80 83V82H79ZM112 83V82H111ZM126 83V82H125ZM132 83V82H131ZM249 83V82H248ZM264 83V82H263ZM32 84V83H31ZM91 84V83H90ZM96 84L98 85V83L96 82ZM109 84V83H108ZM107 84V85H108ZM138 84V83H137ZM142 84H146L145 82L142 83ZM141 84V85H142ZM257 84H260V83H257ZM256 84V85H257ZM104 85V84H103ZM106 85V84H105ZM106 85V86H107ZM122 84H118L117 87L119 88ZM253 85V84H252ZM251 85V86H252ZM262 85V83H261ZM114 86V85H113ZM116 86V85H115ZM135 86V85H134ZM255 86V85H253ZM264 86V84H263ZM24 87V86H22ZM93 87V85H92ZM95 87V86H94ZM105 87V86H104ZM126 87V86H125ZM141 87V86H140ZM108 88V87H107ZM117 88V89H118ZM142 88H147L146 86H143ZM244 88V87H243ZM252 88V87H251ZM259 88V87H258ZM256 88V90L258 89ZM81 89V88H80ZM89 89V88H88ZM92 89V88H91ZM94 89V88H93ZM102 89H103V86H102ZM109 89V88H108ZM113 89V88H111ZM120 89V88H119ZM118 89V90H119ZM151 88L148 87L146 91L150 90ZM248 89V87H247ZM58 90V89H57ZM104 90V89H103ZM118 90H115V91H111L108 92L107 96L104 98H101L104 103L105 101V107H113L115 111H118V109H120V107L118 106V103H119V93H118ZM141 90V89H140ZM227 90V89H226ZM245 90V88H244ZM252 90V89H251ZM260 90V89H259ZM264 91V89H262ZM96 91V89H95ZM100 91V90H99ZM123 91V90H122ZM81 92V90H80ZM91 93V91H89ZM101 92V91H100ZM107 92V91H106ZM121 92V91H120ZM231 92V91H230ZM252 92V91H251ZM260 92V91H259ZM257 92V93H259ZM10 90L8 91V104L11 105V100L13 99V94H10ZM83 93V92H82ZM126 93H128L126 91ZM142 94L144 92V90L142 89ZM152 93V94H151ZM243 91L241 92V95ZM256 93V94H257ZM262 93V92H261ZM95 94V93H94ZM143 94V95H144ZM229 94H232V93H229ZM247 94V92H246ZM244 93V95H246ZM255 94V95H256ZM264 94V93H263ZM96 95V94H95ZM94 95V96H95ZM35 96V97H36ZM57 98L56 100L60 101L62 100V95H61V92H60V89H59V93L57 94ZM81 96V95H80ZM90 96V95H89ZM133 96V95H132ZM145 96V95H144ZM143 96V97H144ZM36 97V98H37ZM98 97H101V95H99ZM147 97V96H146ZM242 97V96H241ZM244 97V96H243ZM254 97V96H253ZM257 97V95L255 96ZM88 98V97H87ZM93 98V97H92ZM91 98V99H92ZM106 98V99H105ZM124 98V97H123ZM131 98V97H130ZM139 98V97H138ZM261 98V97H260ZM94 99V98H93ZM105 99V100H104ZM129 99V98H128ZM136 99V98H135ZM150 99V98H149ZM243 99V98H242ZM240 99V100H242ZM247 99V97H246ZM245 99V100H246ZM252 99V98H251ZM95 100V99H94ZM132 100V99H131ZM92 101V100H91ZM126 101V100H125ZM134 101V100H133ZM132 101V102H133ZM139 101V100H138ZM148 101V100H147ZM146 101V102H147ZM257 101V100H256ZM255 101V103H256ZM41 102V101H40ZM84 103L86 101H83ZM136 102V101H134ZM145 102V103H146ZM220 102V101H218ZM42 103V102H41ZM40 103V104H41ZM90 103V102H89ZM97 103V102H96ZM94 103V104H96ZM128 103V102H127ZM137 103V102H136ZM148 103V102H147ZM146 103V104H147ZM230 103V102H228ZM244 103H247L244 102ZM241 104V105H245V104ZM249 103L251 104L250 100H249ZM27 104V103H26ZM38 104V103H37ZM99 103H97L98 105ZM122 104V103H121ZM133 104V103H132ZM219 103H217L218 105ZM227 104V103H226ZM247 103V105H250ZM253 104V103H252ZM32 105V104H31ZM35 105V104H34ZM43 105V104H42ZM96 105V106H97ZM230 105V104H229ZM258 106V104H256ZM255 105V106H256ZM23 106V105H22ZM41 106V105H40ZM39 106V107H40ZM55 106V105H54ZM95 106V107H96ZM101 106V105H100ZM135 106V105H134ZM240 106V105H239ZM246 106V105H245ZM253 106V105H252ZM9 107V106H8ZM88 107V106H87ZM93 107V106H92ZM105 107L104 109H100V110H105ZM147 107V106H146ZM214 107V108H213ZM217 107V106H216ZM230 107V106H229ZM251 107V105H250ZM35 109H31L30 112H32V118L30 119V128L28 129L27 131V134H26V130L23 129V127H21V122L13 115L11 117H7L6 119V130H7V138L5 140V143L3 144L2 147H0V162H6V161H13V160H16L17 158L21 157L23 153L26 154L27 157H31L32 156V144H27L28 141H31L32 139L31 138H35V137H38L39 135H41L40 133V130H41V125L39 124V121H38V117H39V114L37 112L38 108L37 106L34 107ZM94 108V107H93ZM47 109V108H46ZM91 109V108H90ZM89 109V112H91ZM144 109V108H143ZM241 109V107H240ZM92 110V109H91ZM131 111L133 109H130ZM147 110V109H146ZM146 110H145V113H146ZM220 110V109H219ZM242 110V109H241ZM246 110V109H245ZM2 111V110H1ZM96 111V110H95ZM98 111V110H97ZM113 111V110H112ZM130 111V112H131ZM240 111V110H239ZM244 111V110H243ZM249 108H248V111L249 112ZM43 112V111H42ZM50 112V111H49ZM107 112V111H106ZM242 112V111H241ZM245 112V111H244ZM243 112V113H244ZM251 112H255L254 109L253 111ZM40 113V112H39ZM58 113V112H57ZM61 113V112H60ZM92 113V112H91ZM98 112H96L95 114L96 115H99L97 114ZM103 113V112H101ZM118 113V112H115V114ZM242 113L243 117H244V114ZM41 114V113H40ZM43 114V113H42ZM45 114V113H44ZM80 114V113H79ZM94 114V113H93ZM132 114V113H131ZM246 114V113H245ZM47 115V114H46ZM103 115V114H102ZM107 115V114H106ZM145 115V114H143ZM147 115V114H146ZM145 115V116H146ZM247 115V114H246ZM18 116V115H17ZM54 116V115H53ZM95 116V115H94ZM101 116V115H100ZM99 116V117H100ZM105 116V115H104ZM102 116V117H104ZM116 116V115H115ZM113 116L112 118L114 119H117V117ZM140 116V115H139ZM239 116V115H238ZM241 116V115H240ZM148 117V116H147ZM150 117V116H149ZM229 117V116H228ZM242 117V118H243ZM246 117V116H245ZM244 117V119H245ZM96 118V117H94ZM133 118V117H132ZM135 118V117H134ZM224 118V117H223ZM226 118V117H225ZM256 118V117H255ZM75 119V118H74ZM91 118H89L90 120ZM112 119V120H113ZM145 119V117H144ZM143 119V120H144ZM241 119V117H240ZM53 120V119H52ZM72 120V119H71ZM76 120V119H75ZM74 120V121H75ZM135 120V119H134ZM139 120V119H137ZM231 120V119H229ZM238 120V118H237ZM256 120V119H255ZM59 121V120H57ZM96 121V120H95ZM103 121V120H102ZM108 121V120H106ZM147 121V119H146ZM226 121V120H225ZM223 121L224 123L228 122L227 124L228 125H231V122L229 123V121L227 120L226 122ZM241 121V120H240ZM239 123H242L240 122ZM105 122V121H104ZM110 122V121H109ZM108 122V123H109ZM132 122V121H131ZM138 122V121H137ZM141 122V121H140ZM256 122V121H255ZM94 123V122H93ZM106 123V122H105ZM104 123V124H105ZM149 123V122H148ZM148 123H145L148 124ZM247 123V122H246ZM1 124V122H0ZM131 124V123H130ZM215 124V123H214ZM243 124V123H242ZM24 125V124H23ZM52 125V124H51ZM50 125V126H51ZM86 121L84 120L83 121V127L82 128V131L84 129H86ZM139 125V124H138ZM137 125V126H138ZM143 125V124H142ZM241 126V124H239ZM93 126V125H92ZM100 126V125H99ZM103 126H106V125H103ZM131 126V125H130ZM225 126V125H224ZM237 126V125H236ZM48 127V126H47ZM98 127V126H97ZM101 127V126H100ZM99 127V128H100ZM132 127V126H131ZM142 127V126H141ZM144 127V125H143ZM143 127L141 129H143ZM239 126H237L238 128ZM243 127V126H242ZM45 128V127H44ZM54 128V127H53ZM108 128V129H109ZM227 128V125L226 127ZM224 128V129H225ZM55 129V128H54ZM103 129V128H102ZM100 129V130H102ZM129 129V128H127ZM131 129V128H130ZM230 129V128H229ZM243 129V128H242ZM57 130V129H56ZM115 130V131H114ZM135 130V129H134ZM139 130V128H138ZM228 130V129H227ZM129 131H132L133 130H129ZM128 131V132H129ZM143 131V130H142ZM226 131V130H225ZM240 131V129L238 130ZM54 132V131H53ZM78 132V131H77ZM126 131V133H128ZM136 132V131H135ZM140 132V131H139ZM144 132V131H143ZM142 132V134H143ZM241 132V131H240ZM45 133V132H44ZM48 133V132H47ZM125 133V135H126ZM131 133V132H130ZM137 133V132H136ZM67 134V133H66ZM83 134L85 135L86 134V131L85 133L83 132ZM132 134V133H131ZM130 134V135H131ZM141 134V135H142ZM212 134V133H211ZM49 135V133H48ZM73 135V134H72ZM96 135V134H95ZM129 135V134H128ZM127 135V136H128ZM144 135V134H143ZM142 135V136H143ZM227 135V133H226ZM240 134H238L239 136ZM29 136V137H28ZM46 136V135H45ZM254 136V135H253ZM47 137V136H46ZM66 137V136H65ZM126 137V136H123L122 139ZM137 137V135H136ZM71 138V137H70ZM86 138H88L86 136ZM93 138V137H92ZM96 138V137H95ZM234 138V136H233ZM50 139V138H49ZM52 139V137H51ZM55 139V137H54ZM64 139V137H63ZM130 139V138H129ZM143 139V137H142ZM231 138H229L230 140ZM48 140V139H47ZM72 140V139H71ZM127 140V138H126ZM227 140V139H225ZM240 140V139H239ZM124 141V140H123ZM142 141V140H141ZM48 142V141H47ZM50 142V141H49ZM71 142V141H70ZM231 142V141H230ZM229 142V143H230ZM46 143V142H45ZM128 143V142H127ZM145 143V142H144ZM232 143V142H231ZM52 144V143H51ZM54 144V143H53ZM70 144V143H69ZM72 144H73V141H72ZM118 144V146H117ZM123 144V143H122ZM131 144V143H130ZM141 144V143H140ZM143 144V142H142ZM235 144V142H234ZM241 144V143H240ZM46 145V144H45ZM259 145V144H258ZM48 146V145H47ZM50 146V145H49ZM81 146L79 145V148L81 149ZM127 146V144H126ZM40 147V146H39ZM53 147V146H51ZM77 147V146H76ZM142 147V146H141ZM210 147V145H209ZM231 147H234V145L232 144ZM238 147V146H236ZM250 147V146H249ZM26 148H29L28 151H26ZM257 148V147H256ZM260 148V147H259ZM258 148V149H259ZM46 149V148H45ZM63 149V148H62ZM143 149V148H142ZM141 149V151H142ZM229 149V148H228ZM231 149V148H230ZM233 149V148H232ZM255 150V154L252 155V157L247 160L249 161L248 162V175L246 174L247 177L246 178V182H245V189L243 190L244 192L241 193V195L243 194L246 195L249 191V189L251 188V186L253 185L254 183V177H257L255 176L256 173H255V170L257 169V167L260 168V165L262 164L261 162H263L264 160L260 157L259 155V150ZM44 150V149H43ZM51 150V149H50ZM68 150V149H67ZM72 150V149H71ZM125 150V148L123 149ZM129 150V148H128ZM143 149V151H145ZM40 151V150H39ZM133 151V150H132ZM138 151V150H137ZM239 151V150H238ZM249 151V150H248ZM46 152V150L44 151ZM60 152V151H59ZM115 152V153H114ZM140 152V151H139ZM260 152H261V148H260ZM51 153V152H50ZM48 153V154H50ZM34 154V153H33ZM57 154V153H56ZM140 154V153H139ZM140 154V155H141ZM79 155H81L79 153ZM45 156V155H44ZM51 156V155H50ZM53 156V155H52ZM91 156V157H92ZM114 156H116L117 158V162L115 163L116 164V168H115V171L113 170L114 172V176L116 178H118L119 180V183L120 185L117 187V185H113L111 186L110 185V181L108 179L109 174L111 172V165H113V162H115V160L113 161V158ZM219 156V155H218ZM40 157V156H39ZM38 157V158H39ZM55 157V156H54ZM76 157V155H75ZM233 157V156H232ZM244 157V156H242ZM249 157V155H248ZM26 158V157H25ZM49 158V156H48ZM247 158V157H246ZM245 158V159H246ZM44 160V158H43ZM128 160V159H127ZM200 160V161H199ZM239 160V159H238ZM48 161V160H47ZM54 161V160H53ZM64 161V160H63ZM68 161V160H67ZM134 161V160H133ZM34 162V161H33ZM32 162V163H33ZM75 162V161H74ZM145 162V163H144ZM203 162V161H202ZM38 163H41V162H37ZM49 163V162H48ZM69 163V161H68ZM143 163L145 164V166L143 167ZM86 164V163H85ZM132 164V162H131ZM240 164V163H239ZM39 166L42 165V164H38ZM128 165V164H127ZM202 165V164H201ZM32 166V165H31ZM54 166V165H53ZM85 166V165H84ZM114 166V165H113ZM204 166V165H203ZM244 166V165H243ZM246 166V167H247ZM263 166V165H262ZM261 166V167H262ZM131 167V166H130ZM49 168V167H48ZM35 169V168H34ZM38 169V168H36ZM71 169V168H70ZM49 170V169H48ZM87 170V169H86ZM262 170V169H261ZM260 170V171H261ZM38 171V170H37ZM42 171H43V166H42ZM247 171V170H246ZM257 171L259 172V170L257 169ZM31 172V171H30ZM30 172H28L30 174ZM40 172V171H39ZM68 172V170H67ZM203 172V171H202ZM32 173V172H31ZM45 173V172H44ZM52 173V172H51ZM90 173V172H89ZM247 173V172H246ZM261 173V172H260ZM136 174V173H135ZM200 174V173H199ZM243 174V173H242ZM31 175V174H30ZM37 176V174H35ZM35 175H34V179H35ZM238 175V174H237ZM244 175V174H243ZM261 175V174H260ZM41 176V175H40ZM39 176V178H40ZM43 176V175H42ZM54 176V175H53ZM56 176V175H55ZM60 176V175H58ZM112 176V175H111ZM138 176V175H137ZM198 176V174H197ZM51 177V175H50ZM188 177V178H187ZM200 177V176H198ZM262 177V176H260ZM47 178V176H46ZM113 177H111L110 180H112ZM114 178V182L116 181ZM244 178V176H243ZM38 179V177H37ZM58 179V178H57ZM242 179V178H241ZM264 179V178H262ZM33 180V179H32ZM53 180V179H52ZM196 180V179H195ZM261 180V179H260ZM259 180V181H260ZM29 181V180H28ZM43 181V180H42ZM263 181V180H262ZM109 182V184H108ZM117 182V181H116ZM189 182V181H188ZM191 182V181H190ZM31 183V182H30ZM33 183V182H32ZM37 183V180L36 182ZM34 183V184H35ZM48 183V182H47ZM73 183V182H72ZM231 183V182H230ZM50 184V183H48ZM113 184V183H112ZM115 184V183H114ZM117 184V183H116ZM191 184V183H190ZM197 184V183H196ZM199 184V182H198ZM237 184V183H235ZM239 184H242V181L241 183ZM11 186L13 184H10ZM107 185H109L107 187ZM232 185V184H231ZM25 187V185H23ZM23 186H21L23 188ZM116 188H115V187ZM186 186V185H185ZM197 186V185H196ZM237 186V185H236ZM243 186V185H242ZM241 186V187H242ZM6 187V186H5ZM14 187V186H13ZM32 187V186H31ZM35 187V186H34ZM43 187V186H42ZM15 188V187H14ZM12 188V190L14 189ZM59 188V187H58ZM115 188V189H114ZM134 188V187H133ZM208 188V187H207ZM5 189V188H4ZM3 189V191H4ZM31 189V188H30ZM185 189V188H184ZM190 189V188H189ZM243 189V188H242ZM47 190H49L47 188ZM45 190V192L47 191ZM21 191V190H20ZM19 191V192H20ZM24 191V190H23ZM26 191V190H25ZM30 191V190H29ZM44 191V190H43ZM98 191V192H97ZM101 193H100V192ZM189 192V190H187ZM238 191V190H236ZM12 192V191H11ZM27 192V191H26ZM33 192V191H32ZM48 192V191H47ZM99 194H97V193ZM133 192V191H132ZM191 192V191H190ZM189 192V193H190ZM198 192V191H197ZM15 194V192H13ZM11 193V194H13ZM40 193V192H39ZM236 193V192H235ZM234 193V194H235ZM240 193V192H239ZM3 194V193H1ZM9 194V193H7ZM13 194V195H14ZM16 194H19L18 192ZM15 194V195H16ZM73 194V193H72ZM75 194V193H74ZM187 194V192H186ZM238 194V193H237ZM4 195V194H3ZM12 195V196H13ZM21 195H23L21 193ZM20 195V197H22ZM45 195V194H44ZM200 195V194H198ZM232 195V194H231ZM10 196V195H9ZM19 196V195H17ZM15 196V197H17ZM43 196V194H42ZM87 196V195H86ZM188 196V195H187ZM186 196V197H187ZM193 197L195 195H192ZM238 196V195H237ZM236 196V198H237ZM240 196V195H239ZM25 197V196H24ZM61 197V196H60ZM75 197V196H74ZM104 197L106 198V195H104ZM103 197V198H104ZM189 197V196H188ZM201 197V196H200ZM234 197V196H233ZM4 199V196L2 197ZM26 198V197H25ZM37 198V197H36ZM102 198V197H100ZM196 198V197H195ZM8 199V198H7ZM5 198V200H7ZM10 199V198H9ZM18 199V198H17ZM21 199V198H19ZM39 199V197H38ZM37 199V201H38ZM191 199V198H190ZM194 199V198H193ZM202 198H200L201 200ZM230 199V198H229ZM228 199V201H229ZM232 199V198H231ZM230 199V200H231ZM238 199V198H237ZM257 199V198H256ZM23 200V198H22ZM25 200V199H24ZM73 200V199H72ZM89 200V201H90ZM96 199H94L95 201ZM102 200V199H101ZM127 200V199H126ZM196 200V199H195ZM223 200V199H222ZM221 200V201H222ZM93 201V200H92ZM98 201V199H97ZM187 201V200H186ZM189 201V200H188ZM248 201V200H247ZM3 202V201H2ZM11 202V201H10ZM44 201H42L43 203ZM101 202V201H100ZM226 202V201H225ZM233 203V200L231 201ZM236 202V201H235ZM244 202V200H243ZM252 202V200H251ZM255 202V201H254ZM41 203V202H40ZM76 203V204H77ZM88 203V202H87ZM92 203V202H90ZM195 203V202H194ZM193 203V204H194ZM197 203V202H196ZM195 203V204H196ZM239 203V202H238ZM253 203V202H252ZM114 204V203H113ZM112 204V205H113ZM192 206H195L193 205ZM206 204V203H204ZM224 204V203H223ZM254 204V203H253ZM96 205V204H95ZM94 205V206H95ZM102 205V204H100ZM197 205V204H196ZM219 205H222V204H219ZM234 205V204H233ZM232 205V206H233ZM247 203H245V206L244 208L246 207ZM1 206V205H0ZM4 206V204L2 205ZM104 206V205H103ZM188 206V205H187ZM190 206V205H189ZM190 206V207H192ZM226 206V205H225ZM237 206L238 208H236V213L235 215L232 217L233 218V223L231 224V227H229L227 230L229 231L227 233L228 237H227V241L224 242L222 241L221 243H226V247L228 250V252L231 251H234V254L235 252L240 253V251H242L243 248L247 249L249 248V244L251 243V241L249 239H252V235L254 233L253 231V227L251 226L250 223L246 222V219L243 220V225L244 224V221L246 223H248L247 226H245V229H244V232H241L239 229V216L241 214V205L238 204V205H235ZM255 206V204H254ZM39 207V206H38ZM97 207V206H96ZM100 207V206H98ZM105 208H108L106 206H104ZM229 207V206H228ZM263 207V206H262ZM83 208V207H82ZM94 208V207H92ZM91 208V209H92ZM243 208V207H242ZM251 208V207H250ZM3 209V208H2ZM42 209V208H40ZM77 209V208H76ZM192 209V208H191ZM196 208H194L193 210H195ZM203 209V208H202ZM227 209V208H226ZM229 209V208H228ZM231 209V208H230ZM238 209V210H237ZM1 210V209H0ZM38 210V209H37ZM36 210V211H37ZM81 210V208H80ZM90 210V209H89ZM108 210V209H107ZM110 210V208H109ZM221 210V209H220ZM235 209L232 208V211H234ZM260 210V209H259ZM258 210V211H259ZM262 210V209H261ZM7 211V210H6ZM83 211V209H82ZM85 211V209H84ZM88 211V210H87ZM97 211V210H96ZM189 211V210H188ZM42 212V211H41ZM69 212V211H68ZM186 212V210H185ZM190 212V211H189ZM193 212V211H192ZM231 212V211H230ZM229 212V214H230ZM255 212V211H254ZM253 212V213H254ZM80 213V212H79ZM86 213V212H85ZM99 213V212H98ZM195 213V212H194ZM228 213V212H227ZM233 213V212H232ZM66 214V213H65ZM191 214V213H190ZM188 214V215H190ZM234 214V213H233ZM263 214V212H262ZM41 215V214H40ZM69 215V214H68ZM192 215H194L192 213ZM203 215V214H202ZM232 215V214H231ZM244 215V214H243ZM249 215V214H248ZM254 215V214H252ZM72 216V215H71ZM77 216V215H76ZM220 216V215H219ZM230 216V215H229ZM251 216V214H250ZM257 216V214H256ZM256 216H253L256 218ZM260 216V215H259ZM39 217V216H38ZM75 217V216H74ZM185 217V216H184ZM202 217V216H201ZM221 217V216H220ZM223 217V215H222ZM231 217V216H230ZM242 217V216H241ZM37 218V217H36ZM42 218V217H41ZM72 218V217H71ZM76 218V217H75ZM110 215L109 217L106 219L105 221V225H106V229L108 230L109 234L110 235V240L112 238V235H114L115 232H117L116 230L120 231L121 229L120 228H114L113 227V219ZM193 218V217H192ZM191 218V219H192ZM199 218V217H198ZM219 218V217H218ZM229 218V217H228ZM257 218H259L257 216ZM256 218V220H257ZM68 219V218H67ZM74 219V218H73ZM81 219V218H80ZM194 219V218H193ZM192 219V220H193ZM201 219V218H200ZM222 219V218H221ZM254 219V218H253ZM72 220V219H71ZM184 220V218H183ZM186 220V218H185ZM184 220V221H185ZM189 220V219H188ZM248 220V218H247ZM259 220V219H258ZM65 221V220H64ZM67 221V220H66ZM65 221V222H66ZM75 221H77V219H75ZM80 221V220H79ZM78 221V223H79ZM92 221V215L91 214H88L86 216V220H85V223L83 224L82 228H83V232H82V235H78L80 236L78 241L79 243H81V241H83V243H85L86 241H88V243L91 241V238H92V235L95 233H93V230H90L88 228L89 226V223ZM198 221V220H197ZM196 221V222H197ZM205 221V220H204ZM221 221V220H219ZM54 222V221H53ZM64 222V224H65ZM68 222V221H67ZM191 222V221H190ZM201 222V220H200ZM223 222V221H222ZM92 223V222H91ZM181 223V222H179ZM188 223V222H187ZM220 223V222H219ZM230 223V222H229ZM263 223V222H262ZM67 224V223H66ZM69 224V223H68ZM72 224V223H71ZM70 224V225H71ZM76 224V222H75ZM75 224H74V227H75ZM191 224V223H190ZM222 224V223H221ZM227 224V223H226ZM115 225V223H114ZM127 225V224H126ZM186 225V224H185ZM218 225V224H217ZM241 226L242 228L244 226ZM262 225V224H261ZM56 225H54L55 227ZM62 226V225H60ZM91 226V225H90ZM98 226V225H97ZM101 226H104L101 224ZM100 226V227H101ZM121 226H125V224L121 225ZM120 226V227H121ZM224 226V224L222 225ZM221 226V228H222ZM264 226V224H263ZM190 227V226H189ZM197 227H198V224H197ZM35 228V227H34ZM59 228V227H58ZM63 228V227H62ZM102 228V227H101ZM127 228V227H126ZM124 228V229H126ZM220 228V229H221ZM224 228V227H223ZM38 228H36L37 230ZM55 229V228H54ZM72 229V228H71ZM81 229V228H80ZM97 228H95L96 230ZM122 229V230H124ZM183 229V228H182ZM189 229V228H188ZM60 230V229H59ZM68 230V229H67ZM86 230V231H85ZM225 229V231H227ZM256 230V229H255ZM39 231V230H38ZM55 231V230H54ZM62 231V230H61ZM128 231V230H126ZM185 231V230H184ZM197 231V230H196ZM220 231V230H219ZM60 232V231H58ZM74 232V231H72ZM98 232V231H97ZM218 232V231H217ZM216 232V233H217ZM34 233V232H33ZM36 233V231H35ZM38 233V232H37ZM52 233V232H51ZM55 233V232H54ZM61 233V232H60ZM68 233V231H67ZM78 233V231H77ZM81 233V232H80ZM84 233V235H83ZM93 233V234H92ZM122 233V232H121ZM126 233V232H125ZM197 233V232H196ZM195 233V234H196ZM225 233V234H226ZM59 234V233H58ZM71 234V232H70ZM69 234V235H70ZM98 234V233H97ZM223 234V235H225ZM241 234L243 235V237L241 236ZM36 235V234H34ZM38 235V234H37ZM52 235V234H51ZM63 235V234H62ZM61 235V236H62ZM68 235V234H66ZM68 235V236H69ZM108 235H107V238H108ZM116 235V234H115ZM121 235V234H120ZM226 235V236H227ZM56 241L55 242H58L59 239H57L54 235H52ZM51 236V239L53 241V238ZM57 237H59L61 239V236L59 235H56ZM66 236V238L68 237ZM74 236V235H73ZM72 236V237H73ZM122 236V235H121ZM194 236V235H193ZM241 236V238H240ZM63 237V236H62ZM75 237H77V235H75ZM118 237V235H117ZM116 237V238H117ZM36 238V237H35ZM74 238V237H73ZM213 238V237H211ZM216 238H217V235H216ZM215 238V239H216ZM50 239V240H51ZM64 239V238H63ZM70 239V238H69ZM67 240L68 242H70V240ZM72 239V238H71ZM95 239V238H94ZM109 239V238H108ZM37 240H38V237H37ZM49 240V241H50ZM65 240V239H64ZM65 240V241H66ZM76 240V239H75ZM74 240V241H75ZM96 240V239H95ZM113 240V239H112ZM118 240V239H117ZM121 240V239H120ZM160 240V241H161ZM254 240V239H253ZM53 241V242H54ZM60 241V240H59ZM73 241V242H74ZM97 241V240H96ZM115 241V239H114ZM210 241V240H209ZM32 242V241H30ZM34 242V241H33ZM40 241H38V244H39V249H41V246L44 245V243L40 246ZM72 242V241H71ZM70 242V243H71ZM76 242V243H77ZM120 242V241H119ZM35 243V242H34ZM63 243V242H62ZM66 243V242H64ZM87 243V242H86ZM85 243V244H86ZM88 243L86 246H88ZM95 243V241H94ZM118 243V242H117ZM131 243V242H130ZM33 244V243H31ZM49 244H51L49 242ZM54 244V243H53ZM67 244V243H66ZM65 244V245H66ZM74 244V243H73ZM90 244H93V243H90ZM110 244V242L108 243V245ZM163 245V243H161ZM196 244V243H195ZM194 244V245H195ZM198 244V243H197ZM212 244V243H211ZM210 244V245H211ZM37 245V244H35ZM34 245V246H35ZM46 245V244H45ZM44 245V246H45ZM64 245V244H63ZM64 246H61L62 247H65ZM75 245V244H74ZM77 245V244H76ZM80 245V244H79ZM96 245V243L94 244ZM105 245V243H104ZM107 245V246H108ZM209 245V247L211 248V246ZM223 245V244H222ZM31 246V245H30ZM33 246V245H32ZM31 246V247H32ZM38 246V245H37ZM42 247V251H43V248L45 250V247ZM48 246V245H47ZM55 246V245H53ZM67 246V245H66ZM71 246V244H70ZM81 246V245H80ZM79 246V248H80ZM85 246V247H86ZM93 246V245H92ZM161 246V245H160ZM170 246V245H169ZM205 246V245H204ZM221 246V244H220ZM30 247V250H34L35 248L38 249V247H35L34 249H32ZM50 247V246H49ZM69 247V245L67 246ZM75 247V246H74ZM112 247V246H111ZM167 247V246H166ZM187 247V246H186ZM190 247V245H189ZM53 248V247H52ZM51 248V250H52ZM55 248V247H54ZM61 248H60V251H61ZM73 248V246H72ZM70 248V249H72ZM76 248V247H75ZM74 248V249H75ZM83 248V247H82ZM88 248V247H87ZM94 248V247H93ZM92 248V249H93ZM155 248V249H154ZM163 248V247H162ZM175 248V247H174ZM174 248L172 249V251L174 252ZM195 248V247H194ZM223 248V247H222ZM50 249V248H49ZM49 249L47 251H49ZM65 249V248H64ZM63 249V250H64ZM91 249V248H90ZM89 249V250H90ZM95 249V248H94ZM113 249V248H112ZM118 249V248H116ZM154 249V250H153ZM159 249V248H158ZM170 249V248H169ZM54 250V249H53ZM52 250V251H53ZM67 250V248H66ZM80 250V249H78ZM87 250V249H86ZM86 250H85V253H86ZM164 251V249H162ZM176 250V249H175ZM185 250V249H184ZM190 250V249H189ZM200 250V249H199ZM209 250V249H208ZM37 251V250H36ZM41 251V250H40ZM41 251V252H42ZM46 251V257L48 256L47 254H50L51 252H48L47 253ZM58 251V250H57ZM65 251V250H64ZM68 251V250H67ZM77 251V250H76ZM82 251V250H81ZM80 251V252H81ZM210 251L209 250V254H208V251H205L206 252V259L208 258V261L211 260V256H210ZM34 252V251H32ZM31 252V253H32ZM39 252V250H38ZM37 252V253H38ZM53 252H56L55 250ZM59 252V251H58ZM63 252V251H62ZM73 252V251H71ZM70 252V253H71ZM162 252V251H161ZM35 253V252H34ZM44 253V251H43ZM41 253V254H43ZM61 253V252H60ZM59 253V254H60ZM77 253V252H76ZM84 253V252H83ZM84 253V254H85ZM95 253V252H94ZM118 253V252H117ZM170 253V251H169ZM172 253V252H171ZM170 253V255H172ZM184 253V252H183ZM188 253V252H187ZM33 254V253H32ZM36 254V253H35ZM67 254V253H65ZM73 254V253H72ZM90 255V253H88ZM156 253H154L155 255ZM159 254V252H158ZM29 255V254H28ZM31 255V254H30ZM45 255V253H44ZM53 255V254H52ZM61 255V254H60ZM63 255V253H62ZM153 255V256H154ZM163 255V254H162ZM175 255V254H174ZM187 256V254H185ZM184 255V257H185ZM232 255V254H231ZM39 256V255H38ZM50 256V255H49ZM64 256V255H63ZM66 256V255H65ZM68 257H70V255H67ZM160 256V255H159ZM158 256V257H159ZM177 256V255H176ZM189 256V254H188ZM230 255H228L229 257ZM255 256V255H254ZM42 257V256H40ZM45 257V258H46ZM54 257V256H53ZM67 257V258H68ZM74 257V256H73ZM83 257V255H82ZM93 257V255H92ZM235 257V256H234ZM34 258H35V255H34ZM44 258V257H43ZM60 258V257H59ZM62 258V257H61ZM97 258V256H96ZM177 258V257H176ZM183 258V256H182ZM227 258V257H226ZM30 259V258H29ZM32 259V258H31ZM39 260V257L37 258ZM49 259V258H47ZM46 259V260H47ZM51 259H54V258H51ZM72 259V258H71ZM71 259L69 260V262L71 261ZM77 259V258H76ZM83 259V258H82ZM113 259V258H112ZM127 259V260H126ZM150 259V260H149ZM174 259V258H173ZM191 259V258H190ZM36 260V259H35ZM37 260V261H38ZM45 260V259H43ZM43 260H39V263L41 261V264L43 262ZM60 260V259H59ZM62 260V259H61ZM73 260V259H72ZM91 260V259H90ZM184 260V258L182 259ZM31 261V260H30ZM27 262V263H30ZM33 261V260H32ZM51 261V260H50ZM48 261V262H50ZM65 261V260H64ZM82 261V260H81ZM93 261V259H92ZM206 261V262H208ZM233 261V260H232ZM36 262V261H35ZM60 262V261H59ZM63 262V261H62ZM68 262V261H67ZM75 263V261L73 260L72 263ZM77 262V261H76ZM212 262V261H211ZM221 262V261H220ZM223 262V261H222ZM32 263V262H31ZM38 263V262H37ZM51 263V262H50ZM78 263V262H77ZM152 263V262H151ZM181 263V262H180ZM224 263V262H223ZM231 263V262H230ZM34 264V262L32 263ZM36 264V263H35ZM47 264V263H45ZM49 264V263H48ZM54 264V263H53ZM61 264V263H60ZM186 264V263H185ZM229 264V262H228Z\"/></svg>",
    "mask_w": 264,
    "mask_h": 264
},
{
    "label": "clouds",
    "instance_id": "3",
    "mask_svg": "<svg viewBox=\"0 0 264 264\" xmlns=\"http://www.w3.org/2000/svg\"><path fill=\"white\" fill-rule=\"evenodd\" d=\"M46 7L47 8H50L49 6H48V4L46 3ZM51 9V8H50ZM96 68V65H95V62H93V61H89V69L90 70H94ZM81 89L83 90V92H84V94L85 95H88L89 94V89H88V87H87V85L86 84H82L81 86ZM259 128V127H258ZM259 132H260V128H259ZM4 169H2V168H0V171H3Z\"/></svg>",
    "mask_w": 264,
    "mask_h": 264
}]
</instances>
